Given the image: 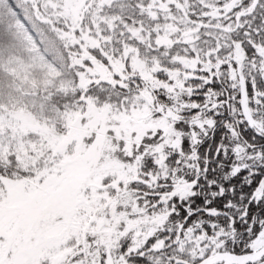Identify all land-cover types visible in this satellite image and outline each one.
Instances as JSON below:
<instances>
[{"label":"snow or ice","instance_id":"obj_1","mask_svg":"<svg viewBox=\"0 0 264 264\" xmlns=\"http://www.w3.org/2000/svg\"><path fill=\"white\" fill-rule=\"evenodd\" d=\"M0 264H264V0H0Z\"/></svg>","mask_w":264,"mask_h":264}]
</instances>
